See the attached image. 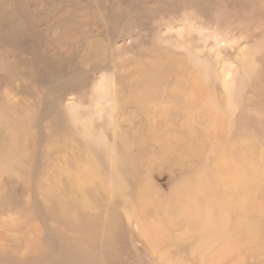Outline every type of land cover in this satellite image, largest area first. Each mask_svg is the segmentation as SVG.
I'll return each instance as SVG.
<instances>
[{"label": "rangeland", "instance_id": "1", "mask_svg": "<svg viewBox=\"0 0 264 264\" xmlns=\"http://www.w3.org/2000/svg\"><path fill=\"white\" fill-rule=\"evenodd\" d=\"M115 154L129 176L80 182ZM248 163L256 177L217 237L200 230L203 187L164 209L185 182ZM70 252L264 264V0H0V264H71Z\"/></svg>", "mask_w": 264, "mask_h": 264}, {"label": "bare ground", "instance_id": "2", "mask_svg": "<svg viewBox=\"0 0 264 264\" xmlns=\"http://www.w3.org/2000/svg\"><path fill=\"white\" fill-rule=\"evenodd\" d=\"M173 89H177V86L174 84ZM202 89L199 80H195L193 84V88L189 93V97L191 100L195 99L194 102H198V96L200 94V90ZM217 120V119H216ZM221 127L214 126L215 134H219L221 132ZM145 138L137 139L134 143L142 144L145 142ZM158 146L161 149L166 150V146L168 144H164L162 138L156 140ZM102 155H104L101 152ZM120 155L115 154L112 156V162L103 163L96 159H91L89 162L81 169L82 180L80 182L84 183V181L90 180H99L101 178H109L113 181L122 180L127 175V163L121 159ZM107 165H110L109 167ZM234 170L230 171L226 170L222 177L211 178V179H197L196 185H193L191 182H185L186 188L183 193L177 200H174L171 203H167L164 205V209L171 213V209H175L184 205L189 204L195 198L193 196V190L197 191L198 187H203L205 191V197L201 200L200 205L209 210L208 218L210 223L202 222L200 224V230L204 231L206 228H209V231H212L214 237H217V231L219 228V224H217L214 220L217 216L223 214H228L230 210H234L235 206L241 204V197L237 195V193H241L243 188L245 187L248 181H251L256 177L258 172V168L255 167L253 163L248 164H237L233 166ZM102 182V180H101ZM203 185V186H202ZM154 191V189H152ZM232 199L230 200V198ZM172 203L174 205L171 207ZM158 207L163 208L162 202H158ZM203 217L197 216L196 220L199 222ZM116 220L106 221L103 226L102 234L103 241L110 240L114 237ZM212 229V230H211ZM204 234V233H202ZM159 237H152L151 241L154 243V246L159 248L162 238L158 240ZM156 248V249H157ZM71 249V248H70ZM73 252H70L71 255ZM72 259L71 264H83L81 262V258L77 255H71Z\"/></svg>", "mask_w": 264, "mask_h": 264}]
</instances>
